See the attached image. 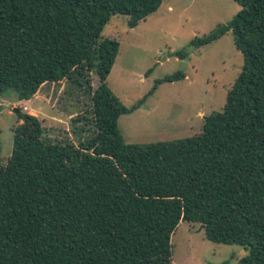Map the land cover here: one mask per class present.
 I'll list each match as a JSON object with an SVG mask.
<instances>
[{"label": "trees", "instance_id": "obj_1", "mask_svg": "<svg viewBox=\"0 0 264 264\" xmlns=\"http://www.w3.org/2000/svg\"><path fill=\"white\" fill-rule=\"evenodd\" d=\"M234 1L230 22L191 42L233 32L244 62L223 109L198 135L138 145L118 122L142 101L128 108L107 85L120 43L103 33L119 15L137 28L164 0H0V96L30 101L72 81L91 97L95 128L78 145L53 143L36 116L19 113L35 133L17 129L0 167V264H173L181 222L243 248L238 264H264V0ZM185 78L157 80L149 95Z\"/></svg>", "mask_w": 264, "mask_h": 264}, {"label": "rangeland", "instance_id": "obj_2", "mask_svg": "<svg viewBox=\"0 0 264 264\" xmlns=\"http://www.w3.org/2000/svg\"><path fill=\"white\" fill-rule=\"evenodd\" d=\"M240 10L234 0H164L135 29L128 27V17H112L103 34L118 40L120 49L107 85L128 108L142 101L119 119L126 143L149 145L193 137L202 132L205 116L223 109L244 62L233 32L200 49L191 42L227 24ZM180 52L188 57H176ZM178 72L186 78L164 83L149 95L157 80ZM98 80L94 74V89ZM90 105L86 89L68 80L45 84L27 104L13 93L0 96V167L11 157L17 129L35 133L19 120V113L36 116L46 140L78 145L79 138L95 134ZM171 243L173 264H238V247L208 241L201 224L181 222Z\"/></svg>", "mask_w": 264, "mask_h": 264}, {"label": "crops", "instance_id": "obj_3", "mask_svg": "<svg viewBox=\"0 0 264 264\" xmlns=\"http://www.w3.org/2000/svg\"><path fill=\"white\" fill-rule=\"evenodd\" d=\"M169 10H172V8L170 7L169 8ZM31 101V100H30ZM20 103H29V101H20ZM204 231V230H203ZM238 251H237V257H238V259H237V262L239 261V259L241 258V257H243L245 254H246V251L243 249V248H241V247H238V249H237Z\"/></svg>", "mask_w": 264, "mask_h": 264}, {"label": "water", "instance_id": "obj_4", "mask_svg": "<svg viewBox=\"0 0 264 264\" xmlns=\"http://www.w3.org/2000/svg\"><path fill=\"white\" fill-rule=\"evenodd\" d=\"M175 56L177 57V54ZM201 229L204 230L205 229V225H201Z\"/></svg>", "mask_w": 264, "mask_h": 264}]
</instances>
